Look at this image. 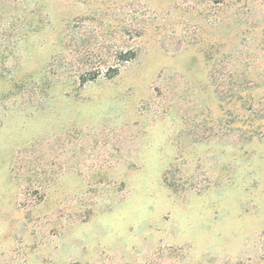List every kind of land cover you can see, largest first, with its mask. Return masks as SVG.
Listing matches in <instances>:
<instances>
[{
	"label": "rangeland",
	"instance_id": "obj_1",
	"mask_svg": "<svg viewBox=\"0 0 264 264\" xmlns=\"http://www.w3.org/2000/svg\"><path fill=\"white\" fill-rule=\"evenodd\" d=\"M0 264H264V0H0Z\"/></svg>",
	"mask_w": 264,
	"mask_h": 264
},
{
	"label": "trees",
	"instance_id": "obj_2",
	"mask_svg": "<svg viewBox=\"0 0 264 264\" xmlns=\"http://www.w3.org/2000/svg\"><path fill=\"white\" fill-rule=\"evenodd\" d=\"M135 54L136 53H135V51L133 49H127L125 51L118 52L114 56L115 57L117 56V58H118L117 60H120L121 62H124L126 60H129V59L133 58L135 56ZM109 69L112 71V73L108 75L109 77L113 76L114 74H116L118 72L117 65H115L114 67H110ZM82 80H85V79H83V77H82Z\"/></svg>",
	"mask_w": 264,
	"mask_h": 264
}]
</instances>
